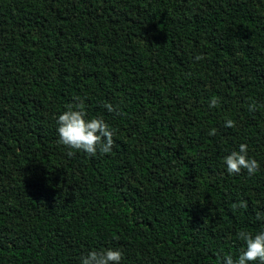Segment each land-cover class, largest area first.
<instances>
[{
    "label": "trees",
    "instance_id": "16d2710c",
    "mask_svg": "<svg viewBox=\"0 0 264 264\" xmlns=\"http://www.w3.org/2000/svg\"><path fill=\"white\" fill-rule=\"evenodd\" d=\"M78 101L110 153L57 143ZM261 227L264 0H0V264H219Z\"/></svg>",
    "mask_w": 264,
    "mask_h": 264
},
{
    "label": "clouds",
    "instance_id": "9594fccd",
    "mask_svg": "<svg viewBox=\"0 0 264 264\" xmlns=\"http://www.w3.org/2000/svg\"><path fill=\"white\" fill-rule=\"evenodd\" d=\"M193 59L199 61L202 56L196 55ZM215 104V100L209 102L210 106L214 107ZM104 108L108 112L113 111L111 104L105 103ZM249 109L252 110V105H249ZM54 122L56 141L69 150L67 155H73V151L89 156L111 152L113 132L110 125L101 117H88L82 101L69 103L55 116ZM224 124L226 127H233V121L230 119ZM208 135H215V129L210 128ZM247 151V146L241 143L237 150L231 151L222 158L223 168L227 175H238L242 169L246 170L248 175L256 172L257 161L250 158ZM237 238L242 244L236 259L227 255L221 258L219 264H264V227L254 234L239 232ZM122 258L123 253L118 248L89 250L81 255L79 264H121Z\"/></svg>",
    "mask_w": 264,
    "mask_h": 264
}]
</instances>
